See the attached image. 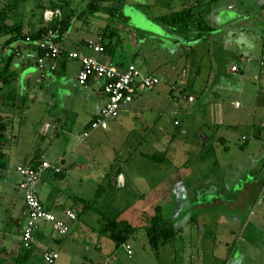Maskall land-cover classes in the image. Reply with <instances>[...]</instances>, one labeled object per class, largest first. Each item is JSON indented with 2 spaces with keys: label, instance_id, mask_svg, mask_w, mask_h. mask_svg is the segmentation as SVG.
<instances>
[{
  "label": "crops",
  "instance_id": "obj_1",
  "mask_svg": "<svg viewBox=\"0 0 264 264\" xmlns=\"http://www.w3.org/2000/svg\"><path fill=\"white\" fill-rule=\"evenodd\" d=\"M46 11L49 16L54 12L49 8L45 9ZM155 12L150 16V20L166 29L172 42L183 47L189 45L184 49L182 71L167 64L156 69L151 68L156 70L152 72L136 63L144 73L159 76L161 82L152 90H138L134 100L123 105L119 117L111 122L107 120L96 128L92 125L106 103V95L102 90V81L96 77H92L86 85L79 83L78 74L82 67L80 60L63 55L57 60H47L44 66H39V52L36 47L23 43L17 44L20 49L15 50L16 44L12 49L4 45L6 40L3 42V52L6 56L13 55L10 68L16 77L10 81V85L0 90L1 122L6 125L5 129L0 131V264H44L47 263L44 254L48 250L59 252V257L53 264H98L107 259H111L109 264H215L213 260L207 261L201 253V239L190 237L183 226L175 227V237L156 248L150 242L147 227L144 235L139 234V227L121 247L128 251L127 245L135 249L137 243L143 249L136 259L127 261L118 253L121 247L116 246L109 234L107 238L102 239L101 236L83 239L78 217L71 220L65 215L67 210H74L77 214L76 207L80 203L76 199H83L76 192L73 193L74 196L68 195L65 192V188L69 189L67 185L89 181L91 166L83 161L86 159L81 158L80 154L89 151L87 148L97 144L98 138L104 134L115 132L121 134L122 144L130 141H134V144L131 152L128 150L124 155L121 153L126 144L122 145L123 147H113L120 150L117 156L121 163L112 166L108 172V168H105L104 180H108L115 188H125L129 181L134 182L143 190L139 189V192L145 195L154 190V172L163 170L165 179L171 186L169 197L164 201L172 202V208L163 211V215L168 220L171 219L179 207L174 203L182 200V187L185 184L184 180L176 178L175 172L172 171L176 169L172 160L176 141L188 137L190 133L197 143L209 141L212 137V126L225 123V105H242L239 101L243 90L236 78H242L243 69L237 61L231 60L228 63V77H225L228 81L221 78L215 80L214 85H211L213 77L205 84L200 82V70H196L201 61H196L202 58L200 49L209 51L211 44L222 46L231 57L242 52L243 56H246V63L253 62V58L259 59L251 53L258 49L259 40H264V0H168L166 4L157 6ZM184 12H190L192 15L187 32H180L177 27L161 19ZM98 13L94 14L106 23L102 26L96 25L97 29H100L108 25L109 17L107 18L105 12ZM43 20L45 24L49 23L46 17H43ZM201 24L209 29H203ZM38 25L40 26V23ZM33 26L30 29L35 31ZM80 29L78 28V31ZM88 30L89 28L86 29ZM78 31L74 34L70 29L64 34L60 42L63 51L94 53L87 42L90 39L100 40L99 33L95 30L94 35H83ZM144 33L147 32L140 33L139 40L144 39ZM146 45L147 43L139 44L141 49L147 48ZM138 54L140 55V52H137L136 56ZM100 57L106 63L119 67L114 64L113 55L109 52H104ZM193 60L195 62L191 64ZM127 64L129 63L124 62L123 68ZM235 64L240 67L237 73L231 69ZM261 65L264 66V43ZM37 90L43 94L51 93L53 98L40 100L45 116L37 118L36 124L28 125V119L32 118V107L38 101ZM197 91L201 92L204 101H199ZM57 93L61 97H56ZM8 94L11 97H5ZM190 96L194 97L193 101L189 99ZM191 104L195 106L191 107ZM31 121L34 123L33 118ZM23 135L32 138L26 150L22 149ZM64 137L69 139L67 150L64 149L65 145L61 144ZM138 153L152 161L147 169L142 166L140 170L131 163H140ZM45 160L59 168V171L52 168L44 170L39 184L40 198L49 210L68 221L70 232L66 236H59L54 233L51 224L41 223L35 233L33 252L22 262V232L27 222V213L23 194L18 188L21 180L18 169L29 163H42ZM252 216L254 210L251 209L247 221L250 222ZM192 224L191 233L192 229H198L196 226L192 227ZM221 232L228 234L229 230L222 229ZM169 244L171 246H168ZM170 254L175 257L166 258ZM232 255L234 254L230 253L228 256ZM229 258L224 264H233V260ZM236 264L241 263L239 261Z\"/></svg>",
  "mask_w": 264,
  "mask_h": 264
},
{
  "label": "rangeland",
  "instance_id": "obj_2",
  "mask_svg": "<svg viewBox=\"0 0 264 264\" xmlns=\"http://www.w3.org/2000/svg\"><path fill=\"white\" fill-rule=\"evenodd\" d=\"M53 1L57 2L55 3L56 10L51 8L52 0H18L17 4L12 7L13 9H8V12L12 19L18 18L26 22L33 20L35 31L38 30V24L44 17L45 10L40 8L41 4L54 11V19L71 14L70 18L74 20L71 32L74 34L78 28H81L78 31L80 34L94 35L95 30H97L96 25L102 26L104 24L103 21H100V16H96L89 10L92 0ZM114 1L95 0L102 6L112 5ZM167 1L124 0L122 2L121 16L127 26L120 25L119 31L124 44L117 48L113 56L115 64L120 61L135 62L142 65L143 69L152 72L156 70H151V68L156 69L168 64L178 67L182 71L183 59L185 58L184 49L189 45L183 47L181 44H176L170 40L171 36L168 35L171 44L163 48L160 39L150 35L153 33L151 30L140 26L143 20L151 19L150 16L156 13L157 6L166 4ZM13 2L14 0H0V6L4 7L6 3ZM85 10L88 13L83 15L82 12ZM105 14L108 18L109 15ZM12 19L9 20L10 23L14 21ZM119 21L122 20L119 19ZM87 28H89L88 31H86ZM147 31L149 33H144V40H139L140 33ZM7 38L8 36L0 34V53L5 51L2 44ZM146 42L145 47L147 48L141 49L139 44ZM259 43L258 49L251 53L258 56L259 59L253 58L251 63H246V56H243L242 52L231 57L222 46L216 47L213 44L211 46L207 44L210 48L209 51L200 49L202 58L198 61L195 59V61L196 63L201 61L200 64H197L196 71L199 72L200 70V82L202 84L208 82L211 77H213L211 85H214L215 80L225 79L228 77L226 72L228 63L231 60L239 63L243 69L242 78L240 80L236 78V80L239 81L240 88L243 90L239 101L242 105L239 106V103L225 105V123L221 126H212V137L209 141L197 143L190 133L188 137L176 141L175 152L172 154L176 168L172 171L175 172V177L182 178L185 184L182 187V200L174 203V205L178 204L179 207L169 220L175 227L183 226L186 234L190 237L192 236L197 240L201 239V253L207 261L213 260L215 264H224L228 257L231 258L232 256L233 264L239 261L241 264H264V185L262 184V180H264V66L261 65L264 40L260 39ZM137 52H140V55L136 56ZM225 81H228L227 78ZM54 87L56 88V86ZM60 89L62 90V88ZM37 94H39L38 101L32 107L33 113L31 112L34 123H32L33 121L30 122L32 118L28 119V125L36 124L37 118L45 116L43 103L40 100L52 97L51 93L43 94L39 90H37ZM196 94L200 96L199 101H204L201 92L197 91ZM59 96L60 94L57 93L56 97ZM193 106L195 105L191 104V107ZM113 120L115 119L108 121ZM120 135L115 132L104 134L98 138L97 144L87 148L89 151L83 155L80 154L81 158L86 159L83 160L84 162L90 163L89 181L78 185L69 184L67 185L69 189L65 188L68 195L74 196L73 193L76 192L84 199L85 202L83 203L91 202L93 207L84 210L81 203L76 207L77 221L81 227L80 235L83 239H92L95 236H101L102 239L107 238L109 234L100 232L106 227L107 221L94 208H102L104 211L107 205L113 206L118 210L116 214L120 220H127L131 224L141 227L139 234L143 235L146 234L145 227L152 223V217L155 215L158 206L162 213L172 208L170 200L164 201L169 197L171 186L167 183L163 170H160L159 173L154 172L152 178L154 190L145 195L139 192L141 188L134 182L129 181L125 188H115L108 183V180H104L105 172H108L112 166L121 163L117 156L120 150L113 147H123L122 145L126 144L121 153L124 155L132 149L134 144V141L122 144L123 138ZM23 136L24 145L22 149L26 150L29 148V141L32 138L28 135ZM131 140L133 139L131 138ZM68 141L69 139L66 137L61 140V144L65 145V150L68 149L66 147ZM201 145L202 147H199ZM137 158L140 163L135 161L131 163L138 166L140 170L142 166L147 169L148 165L152 163L151 160L140 156L139 153ZM105 168L108 170L105 171ZM214 199L218 201H214ZM199 204L203 206H199ZM251 209L254 210V216L249 222L247 218ZM112 212V210H105L109 217L112 216ZM166 213L168 214V212ZM191 224L192 227H198L197 230L192 229V233L190 231ZM222 229H228L229 233L224 234L221 232ZM135 246L136 253L134 247L131 248L133 255H130L122 247L118 253L123 255L125 260L133 261L143 249L137 243ZM230 253L234 255L228 256ZM174 257L171 254L166 256L168 259Z\"/></svg>",
  "mask_w": 264,
  "mask_h": 264
},
{
  "label": "built area",
  "instance_id": "obj_3",
  "mask_svg": "<svg viewBox=\"0 0 264 264\" xmlns=\"http://www.w3.org/2000/svg\"><path fill=\"white\" fill-rule=\"evenodd\" d=\"M51 14L49 16V12H45L44 17H46L48 22L54 19V12ZM55 36L56 32L53 29H49L44 36V40L40 42V46L47 51L46 57L57 58L63 51L61 45L54 40ZM87 43L94 53L89 54L72 50L68 51L67 54L71 59L80 60L82 64L78 74L80 84L86 85L92 77H96L102 81V90L106 95V103L92 125L96 128L109 119L119 117L123 105L132 102L138 90H152L161 82V79L155 74L144 73L136 63H129L124 68L106 63L100 57L104 53V47L100 40L90 39ZM39 61L43 64L44 58H41ZM231 69L232 72L237 73L240 67L238 64H235ZM189 99L193 101L194 97L190 96ZM50 168L59 171V168L47 160L43 161L38 167L27 164L20 166L18 169L21 176L18 188L23 194L27 213V222L22 232V248L24 249L33 248L35 233L43 222L51 224L54 233L59 236H66L70 232L68 221L49 210L39 195V184L42 173L44 170ZM65 215L71 220H76L78 217L74 210H67ZM126 248L129 254H133L129 245ZM58 257L59 252L56 250H48L44 254V259L48 264H53ZM109 263H111V259L98 264Z\"/></svg>",
  "mask_w": 264,
  "mask_h": 264
},
{
  "label": "trees",
  "instance_id": "obj_4",
  "mask_svg": "<svg viewBox=\"0 0 264 264\" xmlns=\"http://www.w3.org/2000/svg\"><path fill=\"white\" fill-rule=\"evenodd\" d=\"M124 0H115L112 5L102 6L99 5L95 0H92L89 5V10L91 13L95 12H105L109 15V23L106 27L97 29L96 31L99 33L98 35L101 37L100 42L102 43L104 47V52H109L114 56L116 50L118 47L122 46L124 44L123 38L120 34V25H126V22L123 21V18L121 16V7L122 2ZM18 0H14L13 3H6L4 7L0 6V34L8 36L6 39V42L4 45L10 46L13 48L16 47L17 44H23L28 43L38 49V58L37 63L39 66H44L47 60H57L59 57L65 55L68 56L67 52L62 51L61 54L57 58H50L46 57L47 51L43 49L40 46V42L44 40L45 34H47L49 29H53L56 32V36L54 37V40L60 44V42L63 40L64 34L71 29L74 22L70 18L71 14H68L66 17H57L53 21L49 22L48 24H45L43 18L40 20V26L38 30L32 31L30 27L34 25V21H24L19 20L18 18L12 19L10 17V14L8 12V9H13L17 4ZM57 2L52 0L51 8L56 10ZM40 8L42 10L47 9V6L40 5ZM88 11L85 10L82 12L83 15L87 14ZM191 13H181V14H174L173 16L169 17H162L161 19L167 21L170 23V25H173L179 29L180 32H187L190 28L189 19L191 17ZM115 18H118L117 20ZM14 20L12 23L9 22V20ZM122 20V21H119ZM201 27L203 29H209L208 26H204L201 24ZM16 44L15 46H13ZM17 45L15 50H19L20 47ZM44 58L43 64L40 63V59ZM13 55L6 56V54L0 53V90L3 89V87L10 85V81L16 77V75L11 71V63H12ZM115 64V63H114ZM124 62L120 61L117 62L116 65H118L120 68L123 67ZM11 94V93H10ZM18 95L15 96L17 98ZM5 97H11L6 95ZM2 117L0 116V131L4 130L6 125L1 122ZM31 165H34L35 167H38L41 163L38 162H32L29 163ZM262 184L264 185V180H262ZM113 187V185H111ZM84 199L77 198L76 201L78 203L83 204V209H89L93 208L90 203H83ZM97 211H99L104 218L106 219V227L102 230L105 233H109V236L112 238V240L116 243L117 247H121L125 243H127L131 237L132 234H134L138 230V226H135L131 224L127 220H120L117 216V209H115L113 206H106L105 210L113 211L112 216H107L105 213V210L102 211L101 209L94 208ZM116 214V215H115ZM147 230L149 233L150 242L153 245V247H158L161 243H166L173 239L177 233L175 226L164 217L162 210L158 206L155 215L152 217V223L147 226ZM24 255L22 262H25V260L32 254L33 249H24Z\"/></svg>",
  "mask_w": 264,
  "mask_h": 264
},
{
  "label": "water",
  "instance_id": "obj_5",
  "mask_svg": "<svg viewBox=\"0 0 264 264\" xmlns=\"http://www.w3.org/2000/svg\"><path fill=\"white\" fill-rule=\"evenodd\" d=\"M225 21H227V19H225ZM140 26H141V28L151 30V32H153V33H150V35L157 38V39H160V44L163 48L167 47L169 44H171L170 41L168 40V35H169L168 31L166 29H164L160 24H158V23H156L150 19H148V20L145 19L140 23ZM147 33H149V32L147 31ZM142 40H144V39H142Z\"/></svg>",
  "mask_w": 264,
  "mask_h": 264
}]
</instances>
